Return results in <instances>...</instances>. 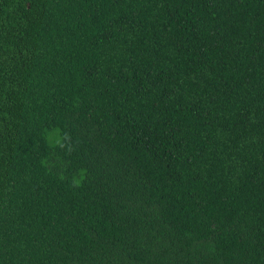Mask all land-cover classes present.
<instances>
[{"label": "trees", "instance_id": "trees-1", "mask_svg": "<svg viewBox=\"0 0 264 264\" xmlns=\"http://www.w3.org/2000/svg\"><path fill=\"white\" fill-rule=\"evenodd\" d=\"M0 264H264V0H0Z\"/></svg>", "mask_w": 264, "mask_h": 264}]
</instances>
